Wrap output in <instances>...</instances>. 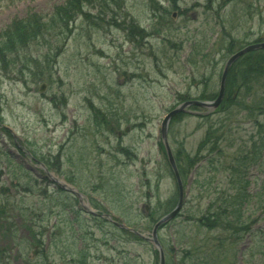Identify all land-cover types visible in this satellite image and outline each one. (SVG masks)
Masks as SVG:
<instances>
[{"label": "rangeland", "instance_id": "rangeland-1", "mask_svg": "<svg viewBox=\"0 0 264 264\" xmlns=\"http://www.w3.org/2000/svg\"><path fill=\"white\" fill-rule=\"evenodd\" d=\"M98 2L0 56L1 264H264V0Z\"/></svg>", "mask_w": 264, "mask_h": 264}, {"label": "trees", "instance_id": "trees-1", "mask_svg": "<svg viewBox=\"0 0 264 264\" xmlns=\"http://www.w3.org/2000/svg\"><path fill=\"white\" fill-rule=\"evenodd\" d=\"M95 1L96 0H65L63 4L55 6L54 10H52L48 16L44 13L30 10L31 12H28L24 17L14 19L4 32L6 40H3V38L1 39L3 46H0V56L4 54L7 57L8 52L6 51L11 50L12 46L25 47L26 44L29 45L38 36H44L45 31L58 29V37H67L73 32V27L80 16L86 18L91 17L92 13L88 11L87 6L92 5ZM173 1L176 4L177 0ZM99 2L102 3L103 6H107L108 10L106 12L97 11L96 16L104 20V23L109 22L110 25L117 24L118 21H120L118 17L124 7L125 0H99ZM111 4H113V6H110ZM99 9H102L100 5ZM108 13H111L108 17L110 19L106 20V15ZM130 23L131 25L121 23V27L128 30L127 33L131 40L136 41L147 33L151 34L147 31L146 27L135 25L136 23L132 21ZM61 39L62 38L59 37L58 41H61ZM2 254H4V252L0 250V255Z\"/></svg>", "mask_w": 264, "mask_h": 264}, {"label": "bare ground", "instance_id": "bare-ground-1", "mask_svg": "<svg viewBox=\"0 0 264 264\" xmlns=\"http://www.w3.org/2000/svg\"><path fill=\"white\" fill-rule=\"evenodd\" d=\"M67 186H68L67 187L68 188V194H70L71 192H74V195H77L76 199H78L77 202L80 205L81 210H83L82 214H83V212H85L86 214H90L93 211L92 209L89 208L90 207V203L88 201H84V198L87 199V196H85L83 192L79 191L78 188L75 187L74 185L68 184ZM104 214H105V212L100 211V212H97L95 214V216L104 218L103 217ZM102 218H100V219H102ZM133 231H136V228ZM153 231L157 233L156 229H153ZM131 235H132V237H134L135 240H146V239L149 238L144 233H140V232H135V233H133ZM162 258H163V252H161V254H160V260Z\"/></svg>", "mask_w": 264, "mask_h": 264}, {"label": "water", "instance_id": "water-1", "mask_svg": "<svg viewBox=\"0 0 264 264\" xmlns=\"http://www.w3.org/2000/svg\"><path fill=\"white\" fill-rule=\"evenodd\" d=\"M234 58H236V55H235V57H234ZM234 58H233V59H234ZM169 116H170V115H169ZM166 119H167V118H166Z\"/></svg>", "mask_w": 264, "mask_h": 264}]
</instances>
